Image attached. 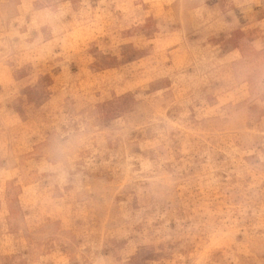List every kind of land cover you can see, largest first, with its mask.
<instances>
[{
    "label": "rangeland",
    "instance_id": "1",
    "mask_svg": "<svg viewBox=\"0 0 264 264\" xmlns=\"http://www.w3.org/2000/svg\"><path fill=\"white\" fill-rule=\"evenodd\" d=\"M0 264H264V0H0Z\"/></svg>",
    "mask_w": 264,
    "mask_h": 264
},
{
    "label": "clouds",
    "instance_id": "2",
    "mask_svg": "<svg viewBox=\"0 0 264 264\" xmlns=\"http://www.w3.org/2000/svg\"><path fill=\"white\" fill-rule=\"evenodd\" d=\"M65 15L64 8H41L37 9L34 14L33 28L39 30L42 27L48 26L55 29L63 16ZM52 172L61 182L65 181L69 175L68 169L63 165H56L52 168Z\"/></svg>",
    "mask_w": 264,
    "mask_h": 264
}]
</instances>
